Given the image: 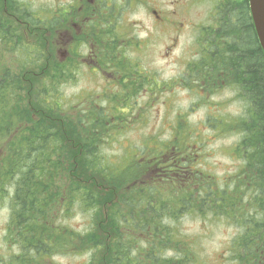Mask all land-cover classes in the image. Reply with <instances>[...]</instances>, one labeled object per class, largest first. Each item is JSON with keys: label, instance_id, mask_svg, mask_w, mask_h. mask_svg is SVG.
<instances>
[{"label": "trees", "instance_id": "16d2710c", "mask_svg": "<svg viewBox=\"0 0 264 264\" xmlns=\"http://www.w3.org/2000/svg\"><path fill=\"white\" fill-rule=\"evenodd\" d=\"M5 9L0 0V56L8 51L6 61L0 57V201L11 198L6 239L18 252L5 261L1 258L0 264L51 261L78 240L72 251L92 252L88 264H189L191 251L179 234L178 222L190 209L235 225L231 264H264V56L256 35L250 33L245 44L249 48L236 42L229 45L228 52L237 46L241 50L234 57L239 63L233 72L228 66L215 68L210 57L206 60L212 71L206 81L233 73L247 75L238 83L247 96V115L231 124L241 135L237 154L242 166L235 179L221 188L207 185L190 166L191 155L190 161L184 157L185 163L173 157L170 167L184 164L187 171H178L179 183H166L173 191L167 193V177L156 179L152 169L140 171L141 164H133V159L109 172L97 155L104 140L100 129L105 128L103 135L108 130L103 116L99 111L98 118L91 115L94 124L89 129L86 123L82 131L83 119L64 111L53 86L42 88L66 70L53 67L48 53L37 48L43 44L27 42ZM37 57H46L42 67L34 66ZM189 74L195 75L193 65ZM71 200L94 208L89 229H71L53 214L68 212ZM167 251L175 256H165Z\"/></svg>", "mask_w": 264, "mask_h": 264}, {"label": "rangeland", "instance_id": "374dc122", "mask_svg": "<svg viewBox=\"0 0 264 264\" xmlns=\"http://www.w3.org/2000/svg\"><path fill=\"white\" fill-rule=\"evenodd\" d=\"M23 1L28 5V11L37 17L50 14L48 5L52 0ZM223 1L163 0L162 3L161 0H155L154 9L160 11L162 7L169 12L172 22L167 26L156 20L150 10L151 5H148V9L138 4L125 19H115L122 27L119 28L122 49L117 52L110 47L105 52L106 56L119 57L116 61L123 63L122 69L118 63L106 66V71L114 73V79L110 74H106L104 69H95L94 66H54L64 68L66 73H59V78L48 79V83L42 88L53 86V94L61 95L64 111L70 115L77 114L83 119L82 131L86 129V123L91 129L94 120L90 117L93 115L98 118L97 111L108 124L106 133L102 134L105 130L103 128L98 134L104 137V140L99 142L97 155L110 173L117 171L126 160L129 162L133 159V164L140 163V171L144 169L147 173L150 169L153 171L162 166L153 174L160 176L164 169H170L168 166L173 163V157L185 163L184 157L187 159L188 155H191V161L188 158L190 166L202 174L207 185L212 182L215 187L221 188L235 179V174L242 166L237 154L241 135L238 128L232 127L231 124L247 115L248 104L244 99L247 96L245 97L244 90L238 87V83H243L246 77H240L234 81L235 84L218 82L215 90L210 91L195 75L187 74L192 65L190 62L198 58L195 44L196 27L200 25L201 29H212L217 8ZM229 1L234 7L241 8L243 0ZM7 13L13 18L11 9H8ZM105 22L106 30H109L111 20ZM18 32L24 35L23 29ZM126 33L137 41V44L133 41V44H130L128 41L131 39H122L126 37ZM42 44L37 48L44 54L45 44ZM234 48L227 51L225 56L232 72L239 63V60L234 58L238 56L234 54ZM198 49H203V46ZM7 53L6 50L2 51L1 59L6 61ZM45 59L46 57H37L36 63L39 61L34 66L42 67ZM116 70L124 73L121 78ZM168 155L171 156L167 157ZM165 159L169 161L160 166L159 162ZM181 166L185 169L184 164ZM176 173L172 171L164 179L167 193L173 192L169 191L171 188L168 184L180 182L178 179H171L175 178ZM203 188L201 185V190ZM9 192L12 193V188H9ZM67 206L68 212H53L58 222L79 231L89 229L94 208L83 204L80 206L72 200ZM190 210L178 222L179 234L183 236L191 251L193 261L189 264H231L230 242L237 232L235 225L229 220ZM10 216L11 198L7 197L0 201V259L3 261L18 252L17 247L10 246L6 239ZM79 244V240L74 246L67 244L61 253L53 255V264H88L92 252L76 249L72 251ZM184 248L182 246L179 249L182 251ZM165 256H175V252L167 251ZM41 264L52 262L49 258L42 260Z\"/></svg>", "mask_w": 264, "mask_h": 264}, {"label": "flooded vegetation", "instance_id": "af4514ba", "mask_svg": "<svg viewBox=\"0 0 264 264\" xmlns=\"http://www.w3.org/2000/svg\"><path fill=\"white\" fill-rule=\"evenodd\" d=\"M161 2L163 3V0ZM154 3L155 0H52L48 5L50 14L45 16V18L43 16L37 17L30 10L28 11V5L23 0H6L8 9L12 10V17L14 18L15 16L19 22L18 24L23 29L25 37L30 35L33 37H29L31 41L45 44L46 51L51 53L50 61L53 59V67L58 64H65L72 68L94 66L95 69H104V72L110 74L113 79L114 73L106 71V66L118 63L121 68L122 63L120 60L116 61L120 59L119 57L106 56L105 52L110 47L117 52L122 49V41L119 34V28L122 27L119 26V22H116L115 19L120 17L125 19L126 15L134 10L138 4H142L148 9V5H151L150 10L154 13L156 20H159L160 24L167 26L168 23L172 22L168 10H164L161 7V10L158 11L153 8ZM217 10L218 12L214 17L215 24L212 29L204 30L200 28V25L196 27L197 37L195 38V44L198 58L196 61L190 62L195 69V76L204 85L209 86L217 81L223 84L233 83L234 80H239L240 77L244 78L247 75L241 76L240 73H236L231 78L222 76L218 80L206 81L212 78L210 61L206 60L210 57L215 68L216 65L226 67L228 65L225 56L230 43L236 42L245 47V44L250 42V33L258 37L250 13L249 0H243L241 8L234 7L229 0H224ZM19 12L21 13L16 14ZM105 20H111L108 27L109 30H106ZM181 25H184V23H181ZM127 33L129 34V31ZM127 33L126 37L122 39H131L127 40L130 44H133V42L137 44V41L127 35ZM203 38L204 40H202ZM201 45L203 49L199 50L198 48ZM237 47L235 52L237 55H241V50ZM245 48H249V45ZM50 49L53 51L51 52ZM206 66L209 67V70ZM116 72L119 78L124 74L121 70H116ZM187 74L189 75V71H187ZM111 90L113 92V89ZM210 91H213V89L210 88ZM105 92L107 93V90ZM168 167L170 169H164L160 177H166L172 171L177 172L176 176L179 175L178 171L181 169L187 171L176 166ZM156 169L153 170V173L156 172ZM156 176L159 177V175ZM176 176L173 179H176ZM51 261L53 263V257Z\"/></svg>", "mask_w": 264, "mask_h": 264}, {"label": "water", "instance_id": "95a60500", "mask_svg": "<svg viewBox=\"0 0 264 264\" xmlns=\"http://www.w3.org/2000/svg\"><path fill=\"white\" fill-rule=\"evenodd\" d=\"M253 22L264 51V0H249Z\"/></svg>", "mask_w": 264, "mask_h": 264}, {"label": "bare ground", "instance_id": "6f19581e", "mask_svg": "<svg viewBox=\"0 0 264 264\" xmlns=\"http://www.w3.org/2000/svg\"><path fill=\"white\" fill-rule=\"evenodd\" d=\"M256 29V28H255ZM257 32V31H256ZM258 35V34H257ZM259 39V38H258ZM259 42H260V39H259ZM260 45H261V42H260ZM261 48H262V46H261ZM263 50V49H262Z\"/></svg>", "mask_w": 264, "mask_h": 264}]
</instances>
